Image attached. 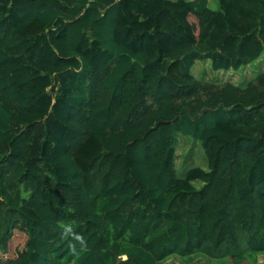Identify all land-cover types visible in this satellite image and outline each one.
Returning a JSON list of instances; mask_svg holds the SVG:
<instances>
[{"label":"trees","instance_id":"16d2710c","mask_svg":"<svg viewBox=\"0 0 264 264\" xmlns=\"http://www.w3.org/2000/svg\"><path fill=\"white\" fill-rule=\"evenodd\" d=\"M0 0V264L264 254V0ZM208 169H176L178 135ZM119 257H123L119 260Z\"/></svg>","mask_w":264,"mask_h":264},{"label":"rangeland","instance_id":"374dc122","mask_svg":"<svg viewBox=\"0 0 264 264\" xmlns=\"http://www.w3.org/2000/svg\"><path fill=\"white\" fill-rule=\"evenodd\" d=\"M263 59L264 55L260 57L256 62L251 63L249 66L243 67L240 70L228 71L212 69L211 61L209 60H197L193 67L192 73L198 79H203L207 82H212L217 85L231 82L238 86H245L255 80L257 73L263 72ZM196 166L208 169V161L201 143L191 137H185L179 134L176 156V169L178 174L183 175L190 168ZM26 240V233L17 230L13 236V239L7 242V252L0 253V258H2L3 261L7 259H16L18 257V254L24 249ZM122 259L123 257H119V260ZM165 264H230V260H214L203 255H195L188 258L172 256L165 262ZM258 264H264V254L259 255Z\"/></svg>","mask_w":264,"mask_h":264},{"label":"crops","instance_id":"0c3cea01","mask_svg":"<svg viewBox=\"0 0 264 264\" xmlns=\"http://www.w3.org/2000/svg\"><path fill=\"white\" fill-rule=\"evenodd\" d=\"M210 1H211V2L213 3V5L215 6V4H214V1H215V0H210ZM263 60H264V59H263ZM194 65H195V64H194ZM211 65H212V63H211ZM212 69H213V68H212Z\"/></svg>","mask_w":264,"mask_h":264}]
</instances>
